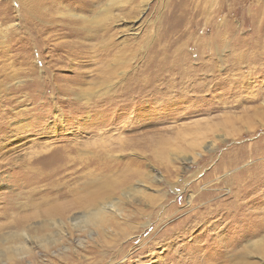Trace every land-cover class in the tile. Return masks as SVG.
Listing matches in <instances>:
<instances>
[{"label":"rangeland","instance_id":"374dc122","mask_svg":"<svg viewBox=\"0 0 264 264\" xmlns=\"http://www.w3.org/2000/svg\"><path fill=\"white\" fill-rule=\"evenodd\" d=\"M88 1L0 0V264H264V0Z\"/></svg>","mask_w":264,"mask_h":264},{"label":"bare ground","instance_id":"6f19581e","mask_svg":"<svg viewBox=\"0 0 264 264\" xmlns=\"http://www.w3.org/2000/svg\"><path fill=\"white\" fill-rule=\"evenodd\" d=\"M58 1V0H57ZM74 1H77V2H79V3H87V1L88 0H74ZM55 2V1H54ZM69 2V1H68ZM89 2V1H88ZM67 4V3H66ZM53 5V7H55L54 6V4H52ZM31 6V5H30ZM66 10H67V8H66V6L64 7ZM64 8L63 9H61V8H59L58 9V7L55 9V10H58V11H61V10H64ZM52 10V9H51ZM53 10H54V8H53ZM59 13V12H58ZM52 14H54V11L52 12ZM67 15L66 16H73L74 14H72V13H66ZM60 15H64V13H61L60 12ZM50 21H52V22H54V20L52 19V17H51V19H49ZM69 20V19H68ZM53 24V23H52ZM51 149V151H47V153H46V156H44V157H52L53 156V152L54 151H56V152H58V149H56V148H50ZM64 152V151H63ZM40 154V152H38L37 153V155H35L34 153H33V155H31V157H30V161H31V165H32V163L34 164L36 161L38 162V161H40L42 158H44V157H41V155H39ZM44 154V153H43ZM68 155H66V154H64V155H62L61 157H64L65 158V160H67L68 159V157H67ZM61 157H60V159H61ZM59 158V157H58ZM56 156L54 157V161H56L57 159H58ZM60 159H58V160H60ZM27 166H29V165H27ZM37 166V165H36ZM53 169V168H52ZM37 170V167L35 168V169H30L29 168V171H27L26 172V174H28L29 172L30 173H34L35 171ZM29 176V175H28ZM107 205V203L106 204H104V205H98L97 207H95L96 209L95 210H93V211H89L88 213H85V214H83V216H84V219H83V221H85L86 223L87 222H90V221H92L93 219H96V218H98L99 216H103V214L105 215L106 214V212L108 211V210H106V209H108L109 208V206H111V207H113V204H110V205H108V206H106ZM112 211V210H111ZM110 211V212H111ZM71 219H74L75 220V218L73 217V218H71ZM70 222V221H69ZM54 238V237H53ZM6 241H10V242H17V241H19L18 242V245L20 246V247H22V248H24V249H26L27 248V251H29V249L31 248V247H28V245H30V244H28V243H30L29 242V237H16V236H7V237H0V245L1 244H3L4 242H6ZM45 242H46V240H44ZM51 242L52 241H54L53 239H52V237H51V240H50ZM47 243H49V242H46V245H47ZM253 243V242H252ZM28 244V245H27ZM16 245V244H15ZM252 248H254L255 246H256V244L254 243V244H252V245H250ZM11 247H13V245H5V247H4V249H1L0 250V255L1 256H4L5 257V259H9V258H11L13 255L14 256H16L17 254L16 253H11L10 254V256H8L9 255V250H11V249H9V248H11ZM15 249V248H14ZM16 251L18 252V249L16 248Z\"/></svg>","mask_w":264,"mask_h":264}]
</instances>
